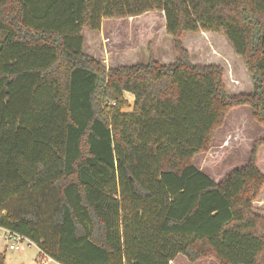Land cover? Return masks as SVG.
Here are the masks:
<instances>
[{"label":"trees","instance_id":"16d2710c","mask_svg":"<svg viewBox=\"0 0 264 264\" xmlns=\"http://www.w3.org/2000/svg\"><path fill=\"white\" fill-rule=\"evenodd\" d=\"M154 12L174 62L106 67L84 52L85 28ZM200 30L226 37L250 93L189 61L181 36ZM263 48L264 0H0V226L60 264H264V135L219 181L193 163L230 109L264 127Z\"/></svg>","mask_w":264,"mask_h":264},{"label":"rangeland","instance_id":"374dc122","mask_svg":"<svg viewBox=\"0 0 264 264\" xmlns=\"http://www.w3.org/2000/svg\"><path fill=\"white\" fill-rule=\"evenodd\" d=\"M83 50L106 67L148 62L149 58L168 65L178 56L172 37L166 32L161 12L123 18H104L98 31L83 30ZM181 44L194 65H218L223 69V82L229 96L250 93L253 81L250 74L226 37L210 31L185 32ZM125 98L133 103V95L124 92ZM125 110H130L125 108ZM264 135V127L258 124L251 108L247 105L229 110L224 123L214 133L212 142L205 152L193 158L195 166L215 181H219L231 169L243 166L249 159L254 143ZM257 164L264 173V145L258 150ZM7 206H10L12 203ZM13 205V204H12ZM15 205V204H14ZM256 211L264 214V187L254 201ZM12 241L0 236V252L4 264H40L39 249L34 243L18 241V249H9ZM45 264H58L46 259ZM170 264H220L213 257H203L190 262L178 254Z\"/></svg>","mask_w":264,"mask_h":264},{"label":"built area","instance_id":"2783aa9c","mask_svg":"<svg viewBox=\"0 0 264 264\" xmlns=\"http://www.w3.org/2000/svg\"><path fill=\"white\" fill-rule=\"evenodd\" d=\"M0 236H4V239L7 240H11L12 242L8 244V248L9 249H18L19 248V242L18 241H22V240H26L30 243H33L32 241H30L28 238L15 233L13 231H11L8 228L2 227L0 226ZM40 264H45L46 263V259H51L48 255H46L45 253L40 252ZM60 264V263H59Z\"/></svg>","mask_w":264,"mask_h":264},{"label":"crops","instance_id":"0c3cea01","mask_svg":"<svg viewBox=\"0 0 264 264\" xmlns=\"http://www.w3.org/2000/svg\"><path fill=\"white\" fill-rule=\"evenodd\" d=\"M58 263V262H57ZM59 264V263H58Z\"/></svg>","mask_w":264,"mask_h":264},{"label":"water","instance_id":"95a60500","mask_svg":"<svg viewBox=\"0 0 264 264\" xmlns=\"http://www.w3.org/2000/svg\"><path fill=\"white\" fill-rule=\"evenodd\" d=\"M264 49V48H263Z\"/></svg>","mask_w":264,"mask_h":264}]
</instances>
